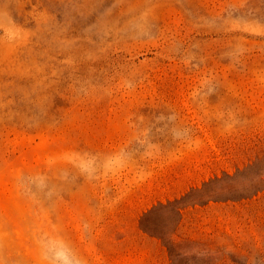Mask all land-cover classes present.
Here are the masks:
<instances>
[{"label": "rangeland", "instance_id": "obj_1", "mask_svg": "<svg viewBox=\"0 0 264 264\" xmlns=\"http://www.w3.org/2000/svg\"><path fill=\"white\" fill-rule=\"evenodd\" d=\"M0 264H264V0H0Z\"/></svg>", "mask_w": 264, "mask_h": 264}]
</instances>
